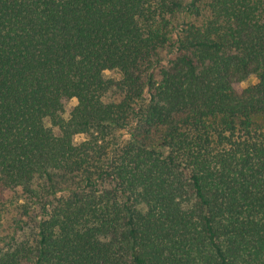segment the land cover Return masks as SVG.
I'll return each instance as SVG.
<instances>
[{"label":"trees","instance_id":"trees-1","mask_svg":"<svg viewBox=\"0 0 264 264\" xmlns=\"http://www.w3.org/2000/svg\"><path fill=\"white\" fill-rule=\"evenodd\" d=\"M0 264H264V0H0Z\"/></svg>","mask_w":264,"mask_h":264},{"label":"clouds","instance_id":"clouds-1","mask_svg":"<svg viewBox=\"0 0 264 264\" xmlns=\"http://www.w3.org/2000/svg\"><path fill=\"white\" fill-rule=\"evenodd\" d=\"M104 74L105 75H111V72L109 70H105ZM249 82L255 83V82H257V78L254 75H250L246 81L241 82V86L246 87ZM83 138H84L83 136H77L76 140L79 141Z\"/></svg>","mask_w":264,"mask_h":264},{"label":"rangeland","instance_id":"rangeland-1","mask_svg":"<svg viewBox=\"0 0 264 264\" xmlns=\"http://www.w3.org/2000/svg\"><path fill=\"white\" fill-rule=\"evenodd\" d=\"M249 83H252V82H249ZM249 83H248V84H249ZM248 84H247V85H248ZM75 103H76V101L74 100V101L71 103V105L68 107V109H67V110H69V109H70V107H71L72 105H74Z\"/></svg>","mask_w":264,"mask_h":264}]
</instances>
